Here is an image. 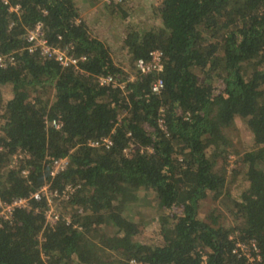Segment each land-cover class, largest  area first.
I'll list each match as a JSON object with an SVG mask.
<instances>
[{
	"label": "trees",
	"instance_id": "16d2710c",
	"mask_svg": "<svg viewBox=\"0 0 264 264\" xmlns=\"http://www.w3.org/2000/svg\"><path fill=\"white\" fill-rule=\"evenodd\" d=\"M99 2L129 21L125 0L80 1ZM152 14L124 27V66L76 1L0 0V54L14 62L0 68V203L28 204L0 225V264H248L233 250L252 242L264 264V0H156ZM37 24L85 58L78 69L28 51ZM152 50L162 73L139 75ZM237 120L251 134L240 149ZM102 138L112 146L88 145ZM45 186L51 222L48 198L31 197ZM142 205L158 214L149 243Z\"/></svg>",
	"mask_w": 264,
	"mask_h": 264
},
{
	"label": "built area",
	"instance_id": "2783aa9c",
	"mask_svg": "<svg viewBox=\"0 0 264 264\" xmlns=\"http://www.w3.org/2000/svg\"><path fill=\"white\" fill-rule=\"evenodd\" d=\"M110 1V0H103ZM111 1H119V0H111ZM4 4H7L8 0H3ZM11 11H16V8H10ZM25 42L27 43V49L31 52H38L42 57L48 59H54L60 66L62 67H70L73 66L75 69H78L79 62L85 61L84 57H75L74 55H68L65 50H61L59 48H55L48 44V42L43 37V31L40 24H37L32 30H29L26 33ZM163 53L160 50H152L148 53L145 59H138L135 63L136 72L139 75H150L155 74L159 75L162 73L164 68L163 62ZM13 65V58H7L0 54V68H6L7 65ZM134 77L129 76L128 81H133ZM98 82L100 85H111L114 88H119L120 90L125 89L124 83H117L112 77L104 76L99 77ZM164 87L163 80L160 78H156L151 86V91L154 94H159ZM50 125L58 129L59 125L56 121H52ZM159 126L163 128V120H159ZM89 146L91 147H104L106 149L112 146V142L108 138H102L97 141L89 142ZM67 164V160L62 159L55 161L50 172V176L53 177L60 171H62ZM55 194L47 191V187H43L40 190V194L32 195L34 199H39L40 196H46L48 199L49 206L52 204L51 198L54 197ZM27 200L25 199H13L10 203H0V225L4 220H7L14 209L16 208H25L27 207ZM47 221L51 222L57 219L56 212L54 211L53 206H50V209L46 213ZM234 254H237L238 257L244 258L248 264H258L260 261V254L256 248V245L252 242L249 245L236 243L235 248L233 250ZM135 264L134 262H132Z\"/></svg>",
	"mask_w": 264,
	"mask_h": 264
},
{
	"label": "rangeland",
	"instance_id": "374dc122",
	"mask_svg": "<svg viewBox=\"0 0 264 264\" xmlns=\"http://www.w3.org/2000/svg\"><path fill=\"white\" fill-rule=\"evenodd\" d=\"M77 2L78 7L82 16H86L87 19L91 20L89 24L92 25L91 31L93 34L98 36L111 50L113 58L117 62H122L124 66L128 65L125 61L126 54L122 50L121 39L125 33L126 26L130 24H139L144 27L154 26L157 21L153 19L152 7L155 6L156 0H125L124 4L126 9H129V21L127 23H121L119 16L112 14L110 8H105L101 2L95 5L93 8L89 7L88 4L80 3L81 0H74ZM98 9L99 13L94 10ZM107 9V10H106ZM9 96L5 90L4 97ZM229 137L234 142L237 148H243L250 145L251 134L245 127L241 120L236 121L235 128L229 132ZM204 208H209V203H204ZM139 215L143 216L147 220V226L145 227L142 235L139 237L140 241L150 242L154 240L155 230L157 223L154 222L158 218L156 209L149 205H142L138 208Z\"/></svg>",
	"mask_w": 264,
	"mask_h": 264
},
{
	"label": "crops",
	"instance_id": "0c3cea01",
	"mask_svg": "<svg viewBox=\"0 0 264 264\" xmlns=\"http://www.w3.org/2000/svg\"><path fill=\"white\" fill-rule=\"evenodd\" d=\"M82 14V13H81Z\"/></svg>",
	"mask_w": 264,
	"mask_h": 264
}]
</instances>
